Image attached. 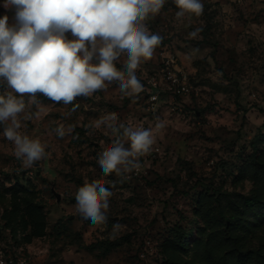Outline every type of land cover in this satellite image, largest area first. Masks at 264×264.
I'll return each mask as SVG.
<instances>
[{"label":"rangeland","instance_id":"374dc122","mask_svg":"<svg viewBox=\"0 0 264 264\" xmlns=\"http://www.w3.org/2000/svg\"><path fill=\"white\" fill-rule=\"evenodd\" d=\"M201 3V15L177 19L180 9L166 0L144 21L162 42L136 70L140 92L125 95L119 81H106L69 105L38 93L39 108L25 96L21 132L46 152L33 165L16 157L0 125V255L21 254L30 264H210V254L231 252L224 241L233 216L236 224L264 222V0ZM169 74L185 78L188 92L170 90ZM110 113L117 124L154 134L127 179L104 176L98 163L118 135L126 141L107 127L112 121L98 123ZM92 181L113 192L105 225L76 209L77 190ZM252 197L260 202L246 208Z\"/></svg>","mask_w":264,"mask_h":264},{"label":"clouds","instance_id":"9594fccd","mask_svg":"<svg viewBox=\"0 0 264 264\" xmlns=\"http://www.w3.org/2000/svg\"><path fill=\"white\" fill-rule=\"evenodd\" d=\"M166 0H3L0 7V78L12 93L0 94V125L3 135L15 146V155L25 166H31L46 155L45 146L21 132L20 114L26 102L40 107L37 94L65 105L77 97H88L105 87V82L119 81L125 94L138 93L143 85L137 77L141 60H148L162 42V37L149 33L144 24L150 14H157ZM180 11L201 15V0H174ZM12 13L13 23H9ZM201 29L189 33L195 38ZM68 34L73 39L68 38ZM99 41V46H98ZM126 53L123 69L116 62ZM95 61V62H93ZM27 118H31L30 116ZM106 120L118 135L113 146L99 153L98 163L104 174L127 179L138 172L139 158L149 153L154 144L151 129H133L117 124V114ZM162 125L157 124L159 129ZM64 135L63 127L56 129ZM127 143V147L125 146ZM113 192L99 181L85 183L76 192V209L80 216L95 226L108 221L107 210ZM122 228L113 224V234Z\"/></svg>","mask_w":264,"mask_h":264},{"label":"trees","instance_id":"16d2710c","mask_svg":"<svg viewBox=\"0 0 264 264\" xmlns=\"http://www.w3.org/2000/svg\"><path fill=\"white\" fill-rule=\"evenodd\" d=\"M261 183L264 184V176ZM244 202L246 208L251 209L260 201L258 197H252L246 198ZM232 218L234 221L230 229L233 234L224 241V246L228 247L231 252L227 253L224 258L213 257V254H210V264H264V244H259L264 238L259 235L264 234V222L252 224L244 221L236 224V217ZM255 242L258 244L255 245Z\"/></svg>","mask_w":264,"mask_h":264},{"label":"built area","instance_id":"2783aa9c","mask_svg":"<svg viewBox=\"0 0 264 264\" xmlns=\"http://www.w3.org/2000/svg\"><path fill=\"white\" fill-rule=\"evenodd\" d=\"M168 81L171 84L170 90L174 91L175 94L184 95L188 92L187 82L185 78L179 79L173 74L167 75ZM152 103L158 101V95L154 94L151 96ZM0 264H30V260L24 255L9 254L7 256L0 255Z\"/></svg>","mask_w":264,"mask_h":264},{"label":"water","instance_id":"95a60500","mask_svg":"<svg viewBox=\"0 0 264 264\" xmlns=\"http://www.w3.org/2000/svg\"><path fill=\"white\" fill-rule=\"evenodd\" d=\"M36 165H37V163H36Z\"/></svg>","mask_w":264,"mask_h":264}]
</instances>
